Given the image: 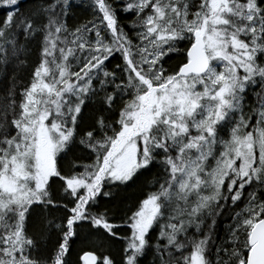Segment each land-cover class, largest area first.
Listing matches in <instances>:
<instances>
[{
	"label": "snow or ice",
	"instance_id": "snow-or-ice-1",
	"mask_svg": "<svg viewBox=\"0 0 264 264\" xmlns=\"http://www.w3.org/2000/svg\"><path fill=\"white\" fill-rule=\"evenodd\" d=\"M0 9V264H264V0Z\"/></svg>",
	"mask_w": 264,
	"mask_h": 264
},
{
	"label": "trees",
	"instance_id": "trees-1",
	"mask_svg": "<svg viewBox=\"0 0 264 264\" xmlns=\"http://www.w3.org/2000/svg\"><path fill=\"white\" fill-rule=\"evenodd\" d=\"M3 15H4L3 9H0V17H2Z\"/></svg>",
	"mask_w": 264,
	"mask_h": 264
}]
</instances>
